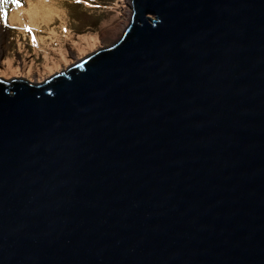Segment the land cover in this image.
I'll return each mask as SVG.
<instances>
[{"label": "water", "instance_id": "1", "mask_svg": "<svg viewBox=\"0 0 264 264\" xmlns=\"http://www.w3.org/2000/svg\"><path fill=\"white\" fill-rule=\"evenodd\" d=\"M116 2L0 79V264H264V0Z\"/></svg>", "mask_w": 264, "mask_h": 264}, {"label": "rangeland", "instance_id": "2", "mask_svg": "<svg viewBox=\"0 0 264 264\" xmlns=\"http://www.w3.org/2000/svg\"><path fill=\"white\" fill-rule=\"evenodd\" d=\"M19 3L21 7L13 0H0V79L5 82L24 79L94 49L119 14L116 0Z\"/></svg>", "mask_w": 264, "mask_h": 264}, {"label": "snow or ice", "instance_id": "3", "mask_svg": "<svg viewBox=\"0 0 264 264\" xmlns=\"http://www.w3.org/2000/svg\"><path fill=\"white\" fill-rule=\"evenodd\" d=\"M9 2V0H4V3H8ZM13 2L14 3H16V6L17 7H21L22 5L19 3V0H13ZM80 2V0H77V3H79ZM4 20H5V25L7 26V16H6V14H5V16H4ZM28 31H31L30 29H27Z\"/></svg>", "mask_w": 264, "mask_h": 264}, {"label": "bare ground", "instance_id": "4", "mask_svg": "<svg viewBox=\"0 0 264 264\" xmlns=\"http://www.w3.org/2000/svg\"><path fill=\"white\" fill-rule=\"evenodd\" d=\"M22 11H23V10H22V9H20V12H22ZM28 14H29V13H28ZM111 29H112V28H109V29L107 30V32H106V33H103V37H104V38H105V37H106V35H107V34L110 32V30H111ZM2 48H3V47H1V46H0V54H2V52H3V51H2ZM8 63H10V62H8Z\"/></svg>", "mask_w": 264, "mask_h": 264}, {"label": "clouds", "instance_id": "5", "mask_svg": "<svg viewBox=\"0 0 264 264\" xmlns=\"http://www.w3.org/2000/svg\"><path fill=\"white\" fill-rule=\"evenodd\" d=\"M22 78H20L19 80H21Z\"/></svg>", "mask_w": 264, "mask_h": 264}]
</instances>
